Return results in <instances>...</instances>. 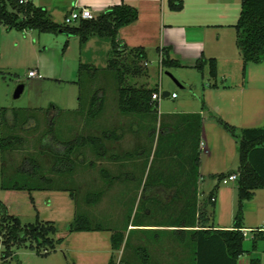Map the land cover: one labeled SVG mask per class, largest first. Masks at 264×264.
I'll return each mask as SVG.
<instances>
[{
  "label": "rangeland",
  "instance_id": "rangeland-1",
  "mask_svg": "<svg viewBox=\"0 0 264 264\" xmlns=\"http://www.w3.org/2000/svg\"><path fill=\"white\" fill-rule=\"evenodd\" d=\"M95 38H90L82 44L78 36L68 35L63 31L39 33L33 29L25 32L18 30L7 32L0 29V138L19 135L24 139L16 149L4 150L0 146V201L4 202L10 213L18 216L23 223L35 222L37 213L43 220L54 221L58 229L56 237L67 239L65 244H60L57 250L49 255L38 254L35 249L30 247V244L15 246L13 251L17 256L10 259V264H108L112 256L109 240L107 241V236L112 233L110 230L97 234L96 232L70 233V226L76 213V202L70 192L35 190L32 192L35 199L34 205L28 190L3 188V185L19 181L21 176L17 170L26 156L36 155L40 159L45 173L48 176L58 177L52 170L54 158L51 153L44 149L46 153L40 154L43 150L41 139H45L46 142L61 150L63 146L57 140L64 141L89 134L102 136L105 130H116L118 134L123 133L120 139L105 138L107 155L104 157H99L92 146L81 148L76 153L78 165L75 183L79 187V211H87L95 221L103 223L108 228L123 230L126 237H130L126 248L123 247L114 252L116 261L123 258L128 264H142L135 250L141 244L139 243V226H129V224L139 225L140 222H146L149 219L161 221L173 219L175 216L174 210H176L177 202L173 205L167 200L171 197V192L152 191V187L155 179L167 187V181L162 178L163 176L158 175L163 172V166L166 167L169 162L174 165L179 160L182 162L184 160L183 158L168 159L165 155L166 152L162 151V147L167 142L164 140H167L169 134H161L157 120H152L151 125L149 124L144 130L143 124L137 116L120 113L117 79L113 71L108 70L111 43L108 41L106 43L98 42L97 40L102 39L98 36ZM159 60L157 49L151 48L148 59L150 76L146 78L129 75L127 84L131 86L147 84L150 88L160 85L162 80L165 81V86L171 82L175 84V89H170V91H177L180 98L178 100L163 98L162 100H165L162 105L163 109L167 106L172 107L176 102H181L187 97L189 98L188 103H195L196 96L193 97L186 93L179 84L175 83L178 77L177 72H181L180 69L174 67L159 69ZM123 61L129 62L127 59ZM38 63L47 68L44 72L45 79L28 76L29 70ZM81 63L93 65L99 70L94 79L88 73H85L82 78L81 87L85 97L88 96L87 100L96 88L100 87L105 91V109L95 119L89 118L86 111H79ZM183 72L189 75L193 81L195 80L198 92H200L203 82L210 77L208 70L203 71L205 78L200 71L185 70ZM21 84L25 85L24 92L19 98H16L15 92ZM51 122H54L53 138L56 140L51 135H43L52 127ZM216 124L223 128L218 122ZM192 130L187 132L188 136L185 138L188 139L183 147H189V145L197 147L199 131L195 128ZM178 133L179 131L175 128L169 136L175 140V143L179 137ZM229 134L237 142V138L231 133ZM137 146L139 149H136ZM181 149V146H178L177 150ZM220 149L222 150V147ZM136 150H145L143 157L128 159L124 156L128 152H136ZM233 152L235 162L233 167L238 169L240 164L238 147ZM174 154L177 155L175 151L172 155ZM114 155H122L123 158L116 159ZM82 158H85V162ZM92 161L96 162L95 166H91ZM137 161L138 163H136ZM208 161L216 163L219 167L221 163L229 161V157L225 161L216 157ZM102 167H107L113 174L122 175L123 178L133 171L131 175L133 180L117 181L111 187L106 188L105 195L99 203L88 206L85 203L87 191H97L104 186V180L100 175ZM206 176L210 182L219 183L218 179L212 180L209 174ZM145 187L146 190H144ZM229 188L237 190V183L221 184L218 191ZM194 191L196 192V190ZM205 191L204 195L207 198L210 190L206 187ZM235 194V205L233 208L227 205L223 212L228 218H234L237 211L238 197L237 193ZM205 197L202 198L205 200ZM178 199L180 200V198ZM227 200L232 201L230 198ZM217 213V206H210L209 215L211 221L216 224L219 222ZM246 218L251 225H264V189L257 192L254 200L246 202L245 220ZM251 245V239L247 237L245 246L250 248ZM263 247L264 241H260V249L262 250ZM156 249L152 251L154 260L157 264H162L161 259L165 257L163 254L161 255L160 248ZM4 250L1 238L0 264L3 262ZM177 251L175 250V252ZM252 257L254 256L248 253L242 255L240 264H249ZM174 259L176 258L171 257L168 264H179Z\"/></svg>",
  "mask_w": 264,
  "mask_h": 264
},
{
  "label": "trees",
  "instance_id": "trees-1",
  "mask_svg": "<svg viewBox=\"0 0 264 264\" xmlns=\"http://www.w3.org/2000/svg\"><path fill=\"white\" fill-rule=\"evenodd\" d=\"M169 5L171 9L180 11L183 9L184 1L170 0ZM139 15L137 7L122 3L109 7L98 14L95 19H81L76 24H67L56 21L49 10L35 4L32 0H27L26 2H21V0H0V25L5 26L8 30L25 32L34 29L39 33H59L63 31L68 35L78 36L82 44L94 36L110 38L111 53L108 61V70H112L117 79L119 111L123 115L137 116L143 124V129H145V121L151 124L152 120H157L161 92L159 86L150 88L147 84L141 86L127 84L126 81L129 75L149 77V56L145 47H130L120 38V30L135 23L139 19ZM235 28L237 46L244 58L243 73L245 76L248 63H261L264 61V0H242L240 17ZM157 51L160 55L159 64L162 69L184 67L179 60L171 57L169 47H158ZM126 59L129 60L128 63L123 61ZM206 65L209 66L210 77L213 80L212 86L217 87V59L202 56L197 60L194 67L203 73ZM98 71V68L93 65L80 64L79 83L81 91L79 111H86L91 119H95L103 113L106 100L105 91L103 88L98 87L87 100L88 96L85 97L81 83L85 73H88L94 79ZM215 119L220 126L237 138L238 143L240 161L238 169L229 173L211 176L213 179H218L220 183L227 175L238 174V201L234 226L226 229L216 228L215 225L210 224L209 208L210 206H216V200L213 201V198L217 196L216 191L219 183L200 204H197V194L199 195L200 192L199 187H196V192L190 193L176 190L170 202L173 205L177 202L174 213L175 215L176 213L181 215V217L177 216L173 217V219L161 221L149 219L146 222L176 223L174 224L178 227L174 231L176 242H186L190 239L194 244L191 256L193 264H238L240 257L249 252L245 248L247 239L244 232L245 204L247 201L254 199L257 190L264 189V126L239 128L219 116H215ZM4 120L6 121V119ZM51 125L52 127L43 135H51L53 138L54 122H51ZM199 127H201V121H199ZM121 135L123 133L118 134L116 130H105L102 136L89 134L86 136L79 135L74 139L64 141L57 140L63 146L61 150L57 149L55 145L52 146L49 142H46L45 139H41L43 150L40 154L46 153L44 149L51 153L54 158L52 170L58 177L48 176L42 167L40 159L36 155H31L24 158L23 163L17 170L19 176H21L18 179L19 181H15L10 185H3L4 189L28 190L34 205L35 199L32 196V192L35 190L70 192L71 197L76 202V213L70 226V233L110 230L112 232L111 245L113 252L108 264H128L123 258L120 261H116L114 252L121 250L123 247L126 248L130 237L127 238L123 230L108 228L103 223L95 221L87 211H79V187L75 183L78 165L76 153L81 148L92 146L99 157H104L107 155L105 138L120 139ZM23 140L19 135H8L0 138V146L4 150L16 149L19 144L23 143ZM145 150L128 152L124 156L128 159L143 157ZM114 157L116 159L123 158L122 155H114ZM82 159L85 162V158ZM199 162L200 154L198 152L195 156L196 167ZM95 165L96 162L92 161L91 166ZM100 173L105 187L103 186L97 191H87L85 203L88 206H94L99 203L105 195L106 188L111 187L117 181L133 180L131 176L133 171H130L125 178L121 177L122 175L113 174L107 167H102ZM163 177L168 182L166 176ZM144 190H146V187ZM184 201L190 203L188 208H179ZM197 211L199 213L198 222H196L195 218H191L192 214L197 215ZM188 223H192V225ZM197 224L200 228L189 230L190 236H187L188 230L181 228L195 227ZM263 229H251L252 237L250 239L253 251L258 249L260 241H264ZM57 232L58 229L55 222L41 219L39 213H37L35 222L23 223L18 216L10 213L8 206L4 202L0 201V239L2 238V243L5 247L2 255V264H10V259L17 256L13 251L15 246L30 244V247L41 255H49L51 252L56 251L57 247L65 241V237H56ZM135 250L142 264H157L151 250L144 244H139ZM175 258L178 261L177 254ZM257 263V259L252 258L251 264Z\"/></svg>",
  "mask_w": 264,
  "mask_h": 264
},
{
  "label": "crops",
  "instance_id": "crops-1",
  "mask_svg": "<svg viewBox=\"0 0 264 264\" xmlns=\"http://www.w3.org/2000/svg\"><path fill=\"white\" fill-rule=\"evenodd\" d=\"M32 1L49 10L54 19L60 23H65V18L71 11L81 6L92 8L97 15L117 4L127 3L135 6L139 9V19L120 30L121 40L130 47H145L149 58L151 48L169 47L171 57L179 60L184 65V67H177L181 72H177L178 77L175 83L179 82L180 87L186 93L191 94L193 97L196 96V100H194L196 102L188 103L189 98L187 97L181 102H176L172 107L167 106V108L163 109V101L165 102V100H162L163 98L178 100L180 95L177 91H170V89H175V84L171 82L165 86V81L162 80L161 84L158 85L161 96L159 97V113L157 116V124L160 126L161 134H169L170 136L171 131L175 128L179 131L177 142L175 143V140L168 136L167 140H164V142H167L162 147V151L166 152L165 155L168 159L178 160V158H183L184 161L179 160L174 165L169 162L166 167L163 166V172L158 175L166 176L168 180L167 187H164L155 179L156 184H153L152 191L171 192V197L167 199L171 201L176 190L190 193L194 192L196 187H199L200 192L199 195L197 194V204H200L204 201L202 197L206 196L204 195L206 187L211 192L218 185V183L213 181L210 182L207 179V174L212 176L237 170L233 167L235 166L233 151L237 150V142L233 140L227 131L216 124L215 116H219L239 128L264 126V61L261 63H248L247 73L244 76V58L237 46L235 25L240 17L242 0H183L184 6L180 11L171 9L170 0ZM0 29L7 32L13 31L1 25ZM92 38L96 39L95 36ZM99 38L102 40H97L98 42L103 41L106 43L108 41V43H111L108 37ZM202 56L217 59L218 77L216 81L218 86L213 87V80L208 77L207 81L203 82L200 92H198L195 80L193 81L183 71H198L194 66ZM33 69L42 74L41 77L33 78H46L44 72L47 68L41 63H38L30 70ZM159 69H162L160 64ZM205 70H208L210 76L208 65L205 66ZM150 74L149 71V76ZM203 75L205 78V72ZM165 92H169V94L165 95ZM173 93H177V97L174 98L172 96ZM199 121H201V127H199ZM148 125L149 123L145 121L144 126L147 127ZM194 128L199 131L197 147L190 145L189 147H183L188 139L185 138L188 136L187 132ZM171 135L173 137V133ZM178 146L182 148L180 151L177 150ZM137 147L136 149H139V146ZM220 147H222V150ZM174 151L176 154L177 151L179 153L172 155ZM198 152L200 154V162L196 167L195 156ZM228 154H231V156ZM214 157L222 158L224 161L229 157V161L221 163L218 167L216 163L210 162L211 160L208 161ZM139 158L141 157H137V159ZM211 179L214 180L212 177ZM221 184L224 183L220 182L218 188L221 187ZM259 190L256 191V195ZM235 193H237V190L230 188L221 191L217 189L216 206L219 222L216 224L209 217L210 224L215 225L216 228H232L234 226V218L226 217L223 212L227 205H230V208L235 205ZM227 198L232 201L230 202ZM189 204L188 201H184L179 208H188ZM177 216L181 217L177 213L173 217ZM191 218H195L196 222H198V211L197 215L192 214ZM174 224L176 223L140 222L139 243L147 246L151 252L153 249L157 250L156 248H160L161 255L163 254V257H165L161 259L162 264H168L171 257L175 258V254L178 255L179 264H193L191 256L194 244L190 239L186 242H176L174 231L178 227ZM188 224L192 225V223ZM244 226L245 230L250 231L253 228H264L263 224L251 225L247 218L244 221ZM181 228L189 231L200 227L197 224L195 227ZM95 232L97 234L101 231ZM190 234L189 231L187 236H190ZM249 234L252 236V232ZM111 235L112 233L107 236V241L109 240V245L112 249ZM66 241L67 239L62 244H65ZM245 248L249 251L247 253L254 256L252 258H256L259 264H264V247L261 250L260 243L257 250L253 251L252 245L250 248L246 246ZM111 249L110 253L113 252V249L112 251ZM175 250H178V252L175 253ZM238 264H240V259Z\"/></svg>",
  "mask_w": 264,
  "mask_h": 264
},
{
  "label": "built area",
  "instance_id": "built-area-1",
  "mask_svg": "<svg viewBox=\"0 0 264 264\" xmlns=\"http://www.w3.org/2000/svg\"><path fill=\"white\" fill-rule=\"evenodd\" d=\"M27 0H21V2H26ZM97 14L93 11L92 8L88 7V6H81L78 8H74L71 13L65 18V23L67 24H73L74 22H77L81 19H95L97 18ZM28 76L29 77H41L42 74H40L36 69L30 70L28 72ZM161 96V95H160ZM172 96L175 98L177 97V93H173ZM203 144V143H202ZM238 180V174L237 173H233V174H229L226 177H224L222 179V183L227 184L229 182H236ZM216 200V197L213 198V201ZM264 230V229H263ZM245 236L246 237H252L249 233L251 231L249 230H245ZM259 264V263H257Z\"/></svg>",
  "mask_w": 264,
  "mask_h": 264
},
{
  "label": "water",
  "instance_id": "water-1",
  "mask_svg": "<svg viewBox=\"0 0 264 264\" xmlns=\"http://www.w3.org/2000/svg\"><path fill=\"white\" fill-rule=\"evenodd\" d=\"M177 84L180 85L179 82H177ZM24 89H25V85L24 84L19 85L17 90H16V92H15V97L19 98L22 95V93L24 92ZM165 93H166L165 95L169 94V92H165Z\"/></svg>",
  "mask_w": 264,
  "mask_h": 264
}]
</instances>
